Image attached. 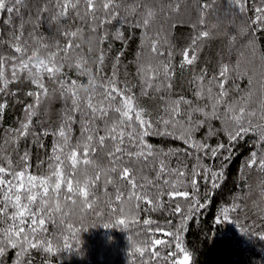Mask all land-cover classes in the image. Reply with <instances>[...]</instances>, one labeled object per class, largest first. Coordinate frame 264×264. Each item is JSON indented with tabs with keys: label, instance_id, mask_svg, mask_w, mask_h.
Wrapping results in <instances>:
<instances>
[{
	"label": "snow or ice",
	"instance_id": "snow-or-ice-1",
	"mask_svg": "<svg viewBox=\"0 0 264 264\" xmlns=\"http://www.w3.org/2000/svg\"><path fill=\"white\" fill-rule=\"evenodd\" d=\"M214 2L204 0L200 5L199 24L204 27L193 36L189 48L181 52V68L194 65L199 42L212 36L207 26V12ZM226 5L227 16L221 18L216 14L212 29L227 21L236 28V35L246 36L250 29L264 30V0H226ZM141 6L143 11H140ZM24 7H27L26 0H0V12L8 14L9 25V31L0 34V46L6 45L10 50V53L0 52V93H5L21 75L37 89L28 92L34 97V102L26 106L27 115L17 135L28 134L38 107L43 99L50 98L45 76L56 85L52 94L59 92L70 107H67L59 128L52 133L56 144L45 175L28 172L27 152L21 158L25 167L20 171L12 169L10 157H3L8 166L0 165V222L7 226H0V256L9 247L18 249V258L29 255L32 249L54 255L61 244L64 249L71 248V240L77 239V233L90 216H107L117 226L136 229L134 235L140 240L128 236V241L134 254L138 253L141 258L149 254L147 260L142 259V264H150L152 260L156 264H192V254L184 246L181 232L185 221L204 207L196 198L199 195L196 177L202 169L205 177L211 173L213 188L218 182V173L202 163L201 154L216 157L219 150L225 148L224 144L211 146L207 141L194 139L193 134L207 123L209 137L223 134L228 141L235 142L248 134L255 136L257 144L262 147L259 154L257 151L250 154L246 166L264 173V83H261V97L254 105L251 79L247 92L238 99L229 98L231 91H239L226 87L231 78L229 66L221 64L210 77L202 69L190 81L194 85L192 95L196 102L182 96L173 99L162 95L163 114L153 122L151 113L137 103V93L133 91L136 85L129 86L119 79L117 65L113 64L110 75L103 72L106 51L101 47L98 56L93 57V49L89 47L85 53L77 41L84 38L85 24L93 34L114 21L120 25L131 23L134 28L143 29L144 37L152 42L151 58L137 67L139 96H148L149 90L156 94L169 92L172 89L171 77L175 74L173 53L169 49L166 55L160 50L157 47L159 33L156 34L157 39H152L148 31L156 16L155 8L143 0H133L131 4H127L126 0H44L34 19L24 21L21 17L17 26L13 23V15L20 16ZM176 10H179L178 4ZM250 11L251 16L248 15ZM45 13H50L47 17L49 23L56 26V33L64 39V43L55 38L48 43L43 34L37 35ZM130 17L133 19L130 20ZM237 18L239 25L235 23ZM76 21L79 23L73 26ZM25 23L32 25L26 37ZM236 35L230 37L232 41H235ZM107 36V30L99 31L101 45ZM116 38H125L119 29ZM95 39L97 36L88 37L90 43ZM248 45L255 54V41L249 40ZM70 55L77 56L73 63L69 62ZM261 56L264 57V53ZM97 60L95 69L88 67L90 62ZM66 67L69 71L75 68L76 75L83 79L68 76L64 71ZM238 68L237 64L231 72H237ZM6 70L10 77H6ZM83 89L89 91L81 96L79 92ZM181 104L186 106L183 115ZM3 107L5 105L0 104V109ZM76 114L80 116L82 139L73 145L71 125L76 122ZM194 114L202 118H195ZM213 120L219 122L218 128L208 123ZM149 135L172 136L195 149L194 153H189L195 159L189 182L184 180L186 165L181 167L178 159L177 166H171L170 158L176 152L155 149L146 140ZM9 139L12 140L11 137ZM98 150L101 153L99 157L96 155ZM165 157L169 159L165 160ZM81 165L83 167H78ZM149 172H154V176H149ZM5 176L9 178L5 179ZM188 187L193 189L192 193H189ZM181 188L184 190L181 191ZM165 196L170 205L169 215L179 217V226L174 231L170 228V221L158 224L152 218L140 219L143 204L149 205L145 212L158 211L163 208ZM178 197L187 203L182 204L176 200ZM261 197L264 199V189ZM173 201H176L175 206L171 207ZM254 206L264 213V206ZM243 207L235 201L223 207L216 223L230 220V213L243 210ZM9 208L13 210L11 213ZM48 224L58 231L49 232ZM154 224L156 226L152 227ZM104 227H111V224L105 223ZM54 240L60 243L54 245ZM157 246L164 247L157 251ZM17 264H22V260L18 259Z\"/></svg>",
	"mask_w": 264,
	"mask_h": 264
},
{
	"label": "trees",
	"instance_id": "trees-1",
	"mask_svg": "<svg viewBox=\"0 0 264 264\" xmlns=\"http://www.w3.org/2000/svg\"><path fill=\"white\" fill-rule=\"evenodd\" d=\"M156 9V16L149 26V34L152 39H157L159 33V43L157 47L167 55L169 49L173 53V68L175 74L171 77L172 89L169 92L159 94L149 90L148 96H139V78L136 75L137 67L140 63H147L151 58L150 48L151 40L143 35V29L134 28L131 23L126 25L117 24L115 21L111 24H105L104 29H98L96 34L90 32L88 26L84 27V38L78 40L81 43L85 53L91 47L92 56L97 57L101 47L106 51L105 61L102 66L103 72L110 75L113 64L117 65L118 77L121 81H126L129 86L136 85L133 91L137 93V103L151 113V118L155 122L156 118L163 114L164 101L160 96H170L173 99L185 97L192 99L195 97L192 93L194 85L190 83L193 75H199L201 70H206L210 77L217 72L221 64H227L230 68L231 78L229 85L239 91H231L230 97L237 99L249 90V80L251 79V89L254 92L252 103H258L261 97V83H264V30H249L248 35H236V28L225 21L218 28L212 29L211 25L215 23L216 14L221 18L227 16L226 0H215L211 9L207 12V26L212 31L210 38L202 39L199 42V51L196 53L197 61L192 66L185 65L180 67L182 62L181 52L189 48L193 36L202 30L204 26L199 24L200 5L204 0H143ZM211 3V0H209ZM44 3V0H26L27 7L21 8L20 16L13 15V23L19 26L20 18L28 21L35 18L37 9ZM127 4L133 3V0H126ZM179 10H176V5ZM251 8V4H249ZM141 6L140 11H143ZM123 14V13H122ZM7 13L0 12V34L9 31ZM41 21L37 35L43 34L46 42L52 43L53 38L59 39L64 43V39L56 33V26L50 25L48 16ZM249 16L252 15L250 11ZM71 16V12L69 13ZM133 19L132 17L129 18ZM76 21L75 24H78ZM235 23L239 25V18ZM195 25V27H194ZM254 27V26H253ZM119 29L124 39L116 38V31ZM32 30V25L25 23L24 34ZM107 30L108 36L101 45L98 41L99 31ZM97 36V39L91 43L89 36ZM236 35L235 41L231 36ZM249 40L255 41L256 52L253 54L248 45ZM79 52V50H77ZM0 52L10 53L7 46H0ZM191 55V50H189ZM140 57L138 60L137 57ZM77 56L70 55L69 62L73 63ZM96 62H90L88 67L95 69ZM239 65L238 71L231 72V69ZM68 76L77 80L83 77L76 75V70H64ZM6 77L10 73L5 72ZM99 79V78H98ZM45 84L49 88V97L43 99L32 117L31 125L26 136H18V130L22 122L25 121L27 113L25 108L34 102V97L29 96L28 92L37 91L36 87L21 75L20 78L12 82L5 93H0V104L5 105L0 109V165L7 167L3 157H10L12 169L20 171L25 167V161L21 158L27 152L28 172L37 176L45 175L48 171L49 157L52 154L53 146L56 144V137L52 133L59 128L64 120V113L70 104L60 97L59 92L52 94V89L56 85L45 76ZM79 95L86 94L81 90ZM185 105L181 104V114L183 115ZM195 118H202L199 114H194ZM180 119L181 117H177ZM80 116L76 114V122L71 125V143L74 145L81 137ZM213 127L218 128V121H210ZM155 126V123H154ZM208 124L201 126L193 134L194 139L201 142L207 141L211 146L218 143L224 144L225 148L220 149L216 157L203 155L202 163L209 165L211 169L218 173L217 187L213 188L211 183V173L205 177L201 169L200 175L196 177L199 195L196 197L204 204L203 208L195 212L191 218L184 223L181 232V239L184 246L192 254V264H264V213L255 207V204L264 206V199L261 197V191L264 189V173H261L255 167L249 168L246 162L253 151L262 147L257 144L255 136L248 134L239 140L228 141L223 134H217L209 137L207 135ZM12 138L10 140L9 138ZM146 140L151 143L155 149L165 152L173 150L176 155L171 156V166L176 167L178 159L181 167L184 168V180H191V172L195 159L189 153H194L195 149L184 144L182 140L168 135H149ZM5 141H9L5 143ZM97 157L101 155L97 151ZM95 159V157H93ZM169 157H165L168 160ZM83 167V165L78 166ZM154 176V172L147 173ZM8 179V176L4 177ZM175 179V177H173ZM63 190V185H62ZM109 187V191H111ZM181 191L184 189L181 188ZM189 193L193 192L191 187L187 189ZM239 197V199H237ZM191 199V197H189ZM182 204H186L182 197L176 198ZM168 197H164L163 208L155 212H145L144 209L149 205L141 206L140 219L152 218L158 224H167L170 221L171 230L179 226V217L169 215L170 205L167 203ZM243 205V210L238 209L230 213V220H222L216 223L220 216V210L223 207L230 206L233 202ZM173 201L171 207L175 206ZM2 207V205H0ZM13 210L8 209L11 213ZM110 223L111 227L105 228L104 224ZM0 226H7L0 222ZM75 226L79 227V224ZM156 225H152L155 227ZM49 232L58 231L53 225H47ZM135 228H123L112 223L107 216H90L84 221L81 231L77 233V239L71 240V248L64 249L62 244L56 254H49L43 251L32 249L30 254L18 258V249L7 248L5 254L0 256V264H17L18 259L22 264H142V259L147 260L149 254L141 258L139 254H134L131 250L128 236L140 240L134 235ZM170 239V238H169ZM54 245L60 243L59 240L53 241ZM164 246H157L160 251ZM167 249H165V253ZM150 264H156L152 260Z\"/></svg>",
	"mask_w": 264,
	"mask_h": 264
},
{
	"label": "clouds",
	"instance_id": "clouds-1",
	"mask_svg": "<svg viewBox=\"0 0 264 264\" xmlns=\"http://www.w3.org/2000/svg\"><path fill=\"white\" fill-rule=\"evenodd\" d=\"M84 94H87V92L89 91L88 89H83L82 90Z\"/></svg>",
	"mask_w": 264,
	"mask_h": 264
}]
</instances>
